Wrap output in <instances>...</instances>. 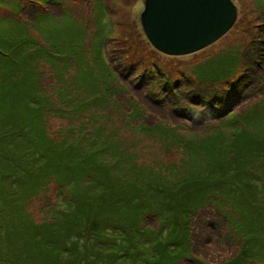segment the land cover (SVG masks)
<instances>
[{
  "label": "rangeland",
  "instance_id": "1",
  "mask_svg": "<svg viewBox=\"0 0 264 264\" xmlns=\"http://www.w3.org/2000/svg\"><path fill=\"white\" fill-rule=\"evenodd\" d=\"M47 1L0 0V159L5 173L21 160L22 149L44 152L36 154L43 158L52 154L48 144L55 143L65 161L83 160L85 168H92L82 184H66L62 201L71 198L75 185L78 201L71 207L77 217L83 213L79 197L86 190L100 193L101 173L107 175L105 189L117 201L107 214L110 220L114 215L123 222L114 238L133 242L122 250L130 258L127 263L174 264L182 258L178 264H189L190 260L183 259L185 251L146 242L142 222L151 227L158 224L150 237L167 236L174 242L173 249H178L187 240L185 220L192 216L194 259H206L209 264L226 262L236 256L239 243L248 248L247 262L261 259L264 264V118L246 125L247 131L243 127V131L220 133L222 149L230 144L241 151L228 160L230 171L219 155L196 162L188 156L187 146L213 132L225 119L207 122L205 114L190 112L198 104L190 94L193 87L220 92L241 78L251 92L238 95L245 101L236 111L243 115L255 104L264 106V0H233L237 18L231 28L209 46L183 55L165 54L149 42L140 21L144 0ZM21 3L25 4L22 10L16 7ZM251 43L257 46L252 47L255 51L247 63ZM104 59L117 74L108 102L93 96ZM144 68L163 77L155 75L144 83L140 79ZM194 75L226 79L202 84ZM82 99L85 106L80 109ZM253 170L262 176L257 186L250 177L232 176V172ZM218 179L226 180L223 191L216 189ZM202 180L206 184L203 194L185 195L192 186H202ZM242 181L245 185L233 192ZM138 185L141 192L136 191ZM55 186L56 180L48 184L51 192ZM44 195L27 199L36 221L42 220L41 210L47 204ZM170 197L182 204L175 212L165 205ZM200 206L219 209L210 214L202 208L191 215ZM120 207L124 214L114 212ZM224 220V230L220 225L205 224L224 225ZM24 224H30L29 220L25 218ZM86 234L91 239L85 235L79 243L89 249L99 234L90 230ZM36 239L33 250L40 247Z\"/></svg>",
  "mask_w": 264,
  "mask_h": 264
},
{
  "label": "trees",
  "instance_id": "2",
  "mask_svg": "<svg viewBox=\"0 0 264 264\" xmlns=\"http://www.w3.org/2000/svg\"><path fill=\"white\" fill-rule=\"evenodd\" d=\"M50 1L53 0H49L46 3H49ZM16 7H21L22 10L25 8V4H16ZM259 40L256 42L257 45H259ZM256 44H250L249 52L246 55L247 63L252 58V54L255 51L252 47L256 48ZM257 64L260 68L262 67L259 60ZM99 68H101V75H97L99 78L97 84L94 85L91 83V85L95 86L93 96L95 100L102 98L108 102L109 99L106 98L113 93L111 91H113L115 85L112 84L114 83V78L117 77V74L111 67L108 59H104L99 64ZM156 73L157 71H148L144 68L143 72L140 74V79H144L145 83L148 80L151 81L152 77L155 75L156 77H159V79L163 77V75H157ZM100 76L105 79H100ZM194 78L200 80L202 84H205L203 82H214L226 79L202 78L198 76L196 77V75H194ZM152 82H154V80ZM174 83L175 86H178L177 82ZM139 84H141L140 81ZM170 85L171 84L169 83L166 84V86ZM247 90L249 96L251 91L245 83H242L241 78H236L230 88H225L220 92L210 90L202 91L200 89L197 90L194 87L190 90V94L193 96L192 100L197 101L198 103L197 105L191 104L195 105V107L192 106L190 112L195 114H205L208 119L207 122H212L216 119H225L224 122H219L217 125L218 127L215 128L213 132H209L203 137L197 138V140L195 139V141H191L187 144L190 148V151L188 152L189 157H193V160L200 162L201 160H214L217 155H219L221 159H224L223 164L225 167H228V171H230L231 167L228 160L234 159V157L238 156L241 151L238 150V146H230V144H227L225 149H222L220 147L222 144L218 142L220 133L222 134L225 130L234 132L240 130L243 131V127L245 128V131H247L246 127L248 126L246 125L252 122L260 123L259 120L264 118V106L261 108L258 107L260 104H255L254 109L250 112L247 111L248 113L245 112L243 115L236 111V108L245 101V99H243L244 96L243 98H240L238 95L244 94ZM220 102L223 104L222 106H220ZM84 106L85 103L82 99L80 109L84 108ZM186 112L188 113V111ZM146 130L147 127H143V131ZM246 134L249 137H252L251 134H248L247 132ZM185 147L186 145L183 146V148ZM47 149L52 154L45 155L43 158H38L36 154L43 155L44 152L42 154L38 150L31 152L30 150L22 149L23 155L20 158L21 160L16 162L13 168L6 169L8 173H5L3 167H1L4 164V160L0 159V264L11 263L14 261L18 264H104L103 261H107L109 264H129L127 261L130 258H128V255L123 253L122 250L124 248L132 247L133 242L123 240L121 236H116L114 238V235L119 234L118 229L123 222L119 221L114 215L110 220L111 217L107 214V212L117 204V201H112L109 198L107 188L105 189L104 176L106 177L107 175L101 173L99 181H102L103 183V190L100 193L93 194L89 190H86L84 196L81 198L79 197L81 204L83 205V213L80 217H77V215L72 212L71 207L72 203L78 201L75 185L82 184L85 180L84 175L91 173L92 168H85L83 160L77 163L70 162V160L65 161L62 153L58 154L59 147L55 143H49ZM262 160L264 162V153L262 155ZM136 166L138 167V170L140 168L142 169L138 163H136ZM152 168L150 167L149 169ZM13 170H15V173H11ZM257 172L259 174V171ZM232 174L233 177L238 178H242L243 176L250 177L257 181L256 186L259 184L262 177H260V174L257 175L255 170L251 172L246 171L244 173L237 171L232 172ZM226 175L230 176V172ZM54 180L57 181V186H55L54 192H51V187L49 188L48 184L54 182ZM67 183H74L75 185H72L74 189L71 198L62 201L64 198L63 194L66 193L65 188ZM225 183L226 180L218 179L216 181V189L223 191ZM199 184L202 186H192V188L187 189L184 192L185 195L195 196L203 194L205 192L206 184L204 183V180ZM241 185H245L244 181L235 185L233 192H236L241 188ZM133 187H135V184ZM136 191L141 192L142 188L138 185ZM42 193H45L44 196L47 198V204L41 210L42 220L36 221L29 210L31 201L28 202L27 199L31 198L32 200L33 198L41 196ZM165 205L169 208L168 211L175 212V210L178 209L177 207L182 204L177 201L175 197H170V199L165 202ZM202 208L207 209L206 213L210 214L214 212V210L216 211V209H219V207L213 206H200L196 212L191 215H195ZM114 212L124 214L121 207ZM25 218L29 220L30 224H24ZM190 218L185 220L187 221L185 223L187 225L185 229L186 232H188L187 240L179 243L178 249H173L172 246L174 245V242L167 238V236L163 237V235H161L152 239L150 235L154 234L158 224L156 227H151L143 221L142 224L144 230L147 229V231L144 232L146 236L145 241L150 242V244L155 247H159L160 243H163L166 247H169L170 250L185 251L187 255L183 259L187 258L190 260L189 264H196V262H199L200 264H209L210 262L206 259L200 260L199 258L194 259L193 257V240L190 236L192 227L191 222L189 223ZM21 221L23 222V225L20 224ZM224 221V225H222V223L213 225L210 221L205 222V224L208 223L212 226L220 225L219 229L224 230V228L226 229L227 227V221ZM88 230L99 234L95 244H91V248L89 249L87 246H83V243H79V239L87 235L86 232ZM221 237H219L220 240L224 239H221ZM34 238H37L36 241L39 240L41 248L38 246V250H33L32 248ZM89 238L91 239L90 235H87V239ZM113 238L115 239L114 244L110 242ZM87 239L84 241H87ZM103 240L105 242H103ZM227 241L231 242V240L228 239ZM237 244L239 251L236 256H233L232 258L229 257V259H226L227 261L225 260L226 262H219L217 264H246L245 262L247 261L245 260V257L249 256L248 253H246L248 248L239 243ZM103 246L107 248V251H105ZM94 251L103 256L100 257L99 255H96ZM165 253H168V251H165ZM181 260H178L174 264H178ZM259 260L260 261L258 262L247 263L263 264L262 260ZM182 263H184V261H182Z\"/></svg>",
  "mask_w": 264,
  "mask_h": 264
},
{
  "label": "water",
  "instance_id": "3",
  "mask_svg": "<svg viewBox=\"0 0 264 264\" xmlns=\"http://www.w3.org/2000/svg\"><path fill=\"white\" fill-rule=\"evenodd\" d=\"M233 0H144L140 19L151 44L166 54L196 52L235 23Z\"/></svg>",
  "mask_w": 264,
  "mask_h": 264
}]
</instances>
